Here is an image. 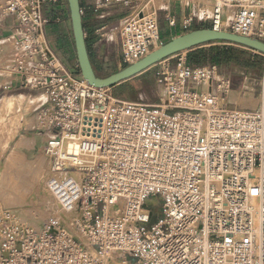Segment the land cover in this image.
Masks as SVG:
<instances>
[{
  "label": "built area",
  "instance_id": "built-area-1",
  "mask_svg": "<svg viewBox=\"0 0 264 264\" xmlns=\"http://www.w3.org/2000/svg\"><path fill=\"white\" fill-rule=\"evenodd\" d=\"M44 1L0 0V11L14 19L10 71L44 95L30 129L50 134L42 185L74 229L55 218L13 223L0 203V264H264V72L257 105L231 107V78L216 64L190 66L184 51L160 62L176 58L158 73L160 103L123 100L51 51ZM151 1L94 5L99 19L113 3L133 6L111 36L129 64L163 43ZM180 2L186 28L209 23L264 41V0Z\"/></svg>",
  "mask_w": 264,
  "mask_h": 264
},
{
  "label": "rangeland",
  "instance_id": "rangeland-1",
  "mask_svg": "<svg viewBox=\"0 0 264 264\" xmlns=\"http://www.w3.org/2000/svg\"><path fill=\"white\" fill-rule=\"evenodd\" d=\"M88 1H90L91 4H96L101 3L102 0ZM161 1H163L164 8H162V11L159 12V17L161 19L159 22L160 25H162L163 27L166 23L167 25H169V21L167 20L166 15L175 16L178 21V17L183 13V8L181 7L183 5L181 4L180 0ZM153 3H155V0ZM64 4V0L63 2H54L52 0L44 1L42 13L47 22L44 25L43 35L51 51L63 62V64L75 76L82 77L77 61L71 21L65 19L64 12L57 7L63 6ZM111 6L112 7H109L102 11L103 14H105L104 18L99 19L94 17V21H96L97 27H106V32L111 30H117L120 27L122 18L125 15L129 14L132 11L133 7L125 6L124 4L120 3H113ZM53 13H57L55 18H52ZM10 18H12L13 25L14 19L13 17ZM206 25L207 27H209V23L198 22L188 27V29L194 30L197 29V27H205ZM11 35L12 33L10 32L8 36L0 37V87H2L1 90H4L3 87L6 88V90L3 92V95L6 96H4V98L0 100V190L4 188H6L7 190L10 185L18 183L20 185V190L24 189L22 193V201L26 200L29 205H33L34 210H36L37 212L39 211L38 214H42L41 212L44 211L43 208L50 207L44 202L46 201V196H43L45 195V192L41 191V189L44 190V187L42 185V179H39V177H41L42 172L40 173L38 171L40 168L36 167L38 166V164H40L39 162H37L39 154L40 156L43 155L40 150L36 154L34 153L32 157L30 156V154L33 153L31 151V144L34 138L32 137L35 136L33 132L30 131V129L33 121H35V117H33L36 113L35 109L43 103L41 101L44 100V96L42 92H37L29 88L20 87V84L18 83L20 76L10 71L11 58H9L8 55L11 49V40H9ZM88 36H91L92 38L90 41L92 57L97 72L100 75H109L111 73L119 71L124 66H127L129 64L125 61L121 41L119 40V38L113 40L109 39V42H107V36L102 37L101 35L94 32L91 35L89 32ZM216 44H219L220 46H232L241 50H246L247 52H250V56L252 58L257 55H261L254 50L235 44L224 42ZM211 45L214 44H206L203 45V47H210ZM261 56H263L264 58V55ZM175 63L176 58H171L163 63H158L157 65L146 71L143 75H140L139 77H134L130 79V81H127V83H124L120 86L112 87L113 95L123 100H129L145 104L160 103L161 99L165 96V89L161 84L157 82L158 73L162 71V68L164 66H170L171 68H173L175 66ZM205 65L211 64L207 63ZM217 66L219 68V72L222 75L230 77L232 80V91L227 97L229 106L239 108H254L257 105V99L260 93L264 67L262 71H258L254 69H246L241 66H231L227 64ZM247 92L252 93V98L247 105H243L240 101L237 100V98H235L234 94H237L239 96H246ZM21 95H24L26 101H28L29 99L36 98L38 99L40 104L27 108L24 102L23 109L25 108V112L22 116L21 113L17 115L18 117L16 116L17 118L15 119V114H11L9 118L6 119V116L4 115L6 113V102L14 96ZM12 120H15V122L13 123L14 125L11 124ZM35 140L36 141L34 143L36 145V143H38L37 141L39 140V138H36L35 136ZM35 145H33L32 149H35ZM32 160L33 164L30 166L29 163ZM44 167L46 169V164ZM35 175L37 176V178ZM37 192H39V197H37V199H34L33 194H37ZM50 201L54 206H51L48 212L45 211L46 213H48V215L42 214L43 218L38 220L39 223H32L29 220L28 222H30L32 226H42L47 221V219L49 220V218H55L62 224L66 223L74 229L73 222H68V220L64 222V219L62 220L63 217L61 215V212H58V208H54L56 207V205L51 199ZM0 203L4 204V202L2 201H0ZM34 203L36 204V206ZM5 206L7 207V205ZM17 221L22 223V221Z\"/></svg>",
  "mask_w": 264,
  "mask_h": 264
},
{
  "label": "water",
  "instance_id": "water-1",
  "mask_svg": "<svg viewBox=\"0 0 264 264\" xmlns=\"http://www.w3.org/2000/svg\"><path fill=\"white\" fill-rule=\"evenodd\" d=\"M67 2L81 76L95 87H114L148 71L177 53L190 51L210 43L235 44L264 55V41L224 30H215L211 27H203L177 35L162 43L143 58L102 77L97 74L88 50L81 0H67Z\"/></svg>",
  "mask_w": 264,
  "mask_h": 264
},
{
  "label": "bare ground",
  "instance_id": "bare-ground-1",
  "mask_svg": "<svg viewBox=\"0 0 264 264\" xmlns=\"http://www.w3.org/2000/svg\"><path fill=\"white\" fill-rule=\"evenodd\" d=\"M154 2V0H152L151 1V4L152 5H154V7H157V8H162L163 7V1H161V0H155V3H153ZM251 92H247V95L246 96H239V95H237V94H234V96H235V98H237V100L238 101H240L243 105H247L248 104V102L251 100ZM44 96V95H43ZM25 102V104H26V107L27 108H30V107H32V106H35V105H37V104H40V102L38 101V99H36V98H34V99H29L28 101H26L25 100V98H24V95H21V96H14V97H12V98H10L7 102H6V113L4 114L5 116H6V119H8L9 118V116L11 115V114H15V119L18 117L17 115H19V114H21V116L24 114V112H25V108L23 109V103ZM41 102H44V100L43 101H41ZM23 109V110H22ZM21 110H22V112H21ZM17 116V117H16ZM20 117V116H19ZM22 121V120H21ZM12 123L11 124H13L14 122H15V120H12L11 121ZM14 125V124H13ZM10 135H11V133H10ZM47 137H49L50 136V134L49 135H46ZM45 135H43V136H41L40 138H39V141H38V143H36V145H37V147H36V145H35V136H33L32 138H34L33 139V141H32V144H31V151L33 152L32 154H30V156L32 157L33 156V154L35 153H37V152H39L41 149H42V147H41V145L43 146L44 145V140H45V138H47ZM41 140H43V141H41ZM33 145H35L34 147H35V150L34 149H32L33 148ZM42 153V152H41ZM29 160V159H28ZM45 161H46V158L44 157V156H40V154H39V156H38V158H37V162H39L40 164H38V166H36L37 168L39 167L40 169L38 170L40 173H41V177H39V179H41L42 178V180H43V174H44V166H45ZM15 163V162H14ZM17 163V162H16ZM29 163V162H28ZM33 164V160L29 163V165L31 166ZM27 165V164H26ZM35 165V164H34ZM40 165V166H39ZM19 167V166H18ZM15 169V168H14ZM16 170V169H15ZM37 170V169H36ZM19 172V171H18ZM38 173V172H37ZM17 174V173H16ZM21 175V174H20ZM19 175V176H20ZM23 175V174H22ZM36 176V175H35ZM40 176V175H39ZM15 177V176H14ZM36 178H37V176H36ZM17 179V178H16ZM37 180V179H36ZM20 183V182H19ZM36 183V182H35ZM22 184V183H21ZM24 188H25V186H24ZM23 191H24V189H21L20 190V185L17 183V184H14V185H10L9 187H8V189L6 190V188H4V189H1L0 190V201H2V202H4V204L5 205H7V207H6V210H8V212H9V214H10V216L8 215V218L13 222V223H17V224H20V225H24V224H27V223H29L30 224V222H28V220L29 221H31L32 223H35V222H37V223H39L38 222V220L39 219H41V218H43V215L42 214H47L48 215V213H46V212H48V210L50 209V207L51 206H54V205H52V202L50 201V199L53 201V199H52V197L50 196V194L46 191V190H43V189H41V191H43V192H45V195H43V196H46L45 197V199H46V201H44L45 202V204H47L48 206H50V207H45V208H43L44 209V211L43 212H41L42 214H38L39 213V211L37 212L36 210H34L33 209V205L32 204H28L27 202H26V200H24V201H22V199H23V196H22V193H23ZM5 193H6V195H5ZM29 193V192H28ZM30 193H31V191H30ZM39 192H37V194H33V197H34V199H37V197H39ZM43 194V193H42ZM29 197V196H28ZM40 198H41V196H40ZM42 198H44V197H42ZM44 199V200H45ZM36 201V200H35ZM41 201V200H40ZM43 201V200H42ZM23 202H26V203H23ZM30 202V201H29ZM23 205H22V204ZM35 203H39V202H35ZM34 203V204H35ZM42 203V202H41ZM55 204V203H54ZM32 205V206H31ZM44 205V204H43ZM46 205V206H47ZM24 206H25V208H24ZM35 206H36V204H35ZM55 209L57 208V207H54ZM42 210V209H41ZM40 210V211H41ZM54 210V209H53ZM46 211V212H45ZM52 211V210H51ZM51 211H50V213H51ZM58 212H61V215H62V220L64 221V222H66L67 220H68V222H73L72 220H73V215L72 214H68V213H65V212H63L62 210H58ZM56 213V212H55ZM15 215V217H14V215ZM58 214V213H57ZM52 215V214H51ZM53 216V215H52ZM17 220H19V221H22V223H20V222H18ZM74 225V224H73Z\"/></svg>",
  "mask_w": 264,
  "mask_h": 264
},
{
  "label": "trees",
  "instance_id": "trees-1",
  "mask_svg": "<svg viewBox=\"0 0 264 264\" xmlns=\"http://www.w3.org/2000/svg\"><path fill=\"white\" fill-rule=\"evenodd\" d=\"M56 15L57 13H53L52 18H55ZM86 26H87L86 22H84L85 31H87ZM91 39H92L91 36H87L86 41H87L88 50L90 52V57L92 59L94 68L97 72V69H96V66H95V63L92 57V49H91V44H90ZM210 44H214V43H210ZM187 60H188V64L193 67L203 66L207 63L216 64L219 66H221L222 64H227L231 66H241L246 69H254L258 71H262L264 67L263 56L257 55L254 58H252L250 56V52H247L246 50H241L239 48L232 47V46L231 47L220 46L219 44H214V45H211L210 47L200 46L193 50H190L187 53ZM144 73L140 75H143ZM97 74L99 76L104 77L103 75H100L98 72ZM140 75L136 77H139ZM124 83H127V81L121 83L120 85ZM120 85H116L115 87L120 86Z\"/></svg>",
  "mask_w": 264,
  "mask_h": 264
},
{
  "label": "crops",
  "instance_id": "crops-1",
  "mask_svg": "<svg viewBox=\"0 0 264 264\" xmlns=\"http://www.w3.org/2000/svg\"><path fill=\"white\" fill-rule=\"evenodd\" d=\"M81 5H82V9H84L85 11V16H84V22H86V30L88 31V34L90 32V35L93 34V32L95 33V30H97V23L96 21H94V5L95 4H91L90 1L88 0H81ZM112 7V6H111ZM164 8V6L162 7ZM183 15L184 13H182L179 17H178V21L176 23V25L174 26H169L167 25V23L164 25V27L162 25H160L159 23V28H160V34H161V37H162V41L163 43L170 40L171 38L177 36V35H180L184 32H187L189 31L190 29L184 27L182 25V19H183ZM160 17H159V22H160ZM96 23V24H95ZM12 18L10 17H4L2 14H1V11H0V37H3V36H8L10 34V32L12 33ZM207 27V26H206ZM198 28H202V27H198ZM116 30H111V31H108L106 32V35H107V42H109V39H111V36L112 34L115 32ZM9 56V55H8ZM120 85V84H119ZM115 87V86H114ZM2 87H0V100L4 98V96L6 95H3L4 91L6 90L5 87H3L4 90H1ZM2 91V92H1Z\"/></svg>",
  "mask_w": 264,
  "mask_h": 264
}]
</instances>
